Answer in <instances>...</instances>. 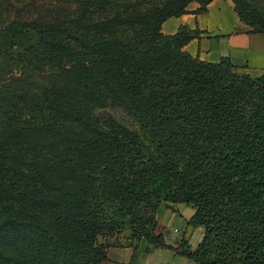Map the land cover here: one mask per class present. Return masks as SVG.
Returning <instances> with one entry per match:
<instances>
[{"label":"trees","instance_id":"obj_1","mask_svg":"<svg viewBox=\"0 0 264 264\" xmlns=\"http://www.w3.org/2000/svg\"><path fill=\"white\" fill-rule=\"evenodd\" d=\"M31 1L0 28V264H101L142 240L195 264H264V68L200 61L183 48L204 32L161 31L213 0ZM177 204L202 229L194 249L156 234Z\"/></svg>","mask_w":264,"mask_h":264},{"label":"crops","instance_id":"obj_2","mask_svg":"<svg viewBox=\"0 0 264 264\" xmlns=\"http://www.w3.org/2000/svg\"><path fill=\"white\" fill-rule=\"evenodd\" d=\"M199 9L197 3H190L186 7V14L179 18L168 19L162 25L164 35H174L181 26H186L190 30L198 29L204 32L203 39L193 40L186 45L183 50L200 61L208 63H217L221 58H228L230 62L237 67L244 66L243 73L261 72L264 68V34H253L250 28L243 24L235 14L233 5L229 0H213L206 6V12L196 14ZM242 68V67H240ZM194 214V210L183 204L173 205L172 209H165L164 212L158 210L156 214L157 228L163 237L165 225L181 220L187 231V237L192 234L190 227L186 224ZM200 235L197 241L192 245L195 248L200 242L203 232L198 229ZM183 236L182 239H186ZM180 242V241H179ZM179 242L171 245L176 248ZM191 245V241L189 242ZM142 245L135 248H109L107 251V260L101 264H147V257L155 252L166 251L172 254V261L161 259L158 264H195L194 262L174 254L169 249H152L147 254L141 250ZM148 255V256H146ZM169 259V255H165ZM145 259V261H144ZM150 264H153V259Z\"/></svg>","mask_w":264,"mask_h":264},{"label":"rangeland","instance_id":"obj_3","mask_svg":"<svg viewBox=\"0 0 264 264\" xmlns=\"http://www.w3.org/2000/svg\"><path fill=\"white\" fill-rule=\"evenodd\" d=\"M229 1L233 5L232 1L231 0H229ZM243 1L246 4H248L250 7H252L253 9L257 10L259 15L264 19V0H243ZM36 3L37 2H33L31 0H0V28L5 26L9 22L15 20L18 15L21 16L22 18L23 17L26 18L27 16H29V12H33V15H34L36 13L35 11H39V10L33 11L34 9H36L40 5L39 3H37V4ZM33 5H36V6L33 7ZM203 38H204L203 35H201L199 37V39H195V40L200 41V39H203ZM240 67H242V68H240ZM240 67H238L237 71L239 73L245 72V71H241V69H245L244 66H240ZM250 74H252L253 76H256L259 74V72L253 71ZM112 114L114 115L116 120L118 122H120L122 125H124L125 127L129 128L131 130L138 132V134L141 137H143V134L139 130L137 124L131 118L124 115L121 111H115ZM165 209H172V208H166L165 206H161L158 210H160L161 212H164ZM186 226L190 227L189 229H191V231H192V234L189 235V238L187 237L188 236L187 231H186L187 229L181 220L177 219L176 221L172 222L171 224L165 225V227L163 229L164 242H166L167 244L173 245V244L179 242L183 236L187 235L185 237L186 239H184V238L183 239L186 241V243L190 249H194V248H192V245L195 243V241H197L198 236L200 235V232L198 229H201V228L194 227L188 223L186 224ZM174 230H176V232ZM158 232H159V230L156 232V234H160ZM190 241L192 242L191 245L189 243ZM138 245H142L143 247H146V248H142L141 250L143 251L144 254H147L146 249L149 247V245L143 240L136 243V246H138ZM165 255H169V259H167V257ZM146 256H148V255H146ZM172 258H173V256L169 252L163 251L162 254H161V252H155L150 257H147V262H148L147 264H150L152 259H153V264H158L161 262V259L166 260V261L168 260L169 262H171ZM144 261H145V259H144Z\"/></svg>","mask_w":264,"mask_h":264},{"label":"built area","instance_id":"obj_4","mask_svg":"<svg viewBox=\"0 0 264 264\" xmlns=\"http://www.w3.org/2000/svg\"><path fill=\"white\" fill-rule=\"evenodd\" d=\"M176 232V230H174Z\"/></svg>","mask_w":264,"mask_h":264}]
</instances>
